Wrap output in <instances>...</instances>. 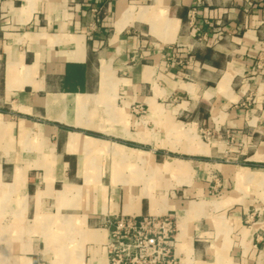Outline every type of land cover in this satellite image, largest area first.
I'll list each match as a JSON object with an SVG mask.
<instances>
[{
    "label": "crops",
    "instance_id": "obj_1",
    "mask_svg": "<svg viewBox=\"0 0 264 264\" xmlns=\"http://www.w3.org/2000/svg\"><path fill=\"white\" fill-rule=\"evenodd\" d=\"M258 203L264 0H0V264H107L101 219L148 215L180 264H264Z\"/></svg>",
    "mask_w": 264,
    "mask_h": 264
},
{
    "label": "built area",
    "instance_id": "obj_2",
    "mask_svg": "<svg viewBox=\"0 0 264 264\" xmlns=\"http://www.w3.org/2000/svg\"><path fill=\"white\" fill-rule=\"evenodd\" d=\"M100 223L107 232V264H180L173 216L114 217Z\"/></svg>",
    "mask_w": 264,
    "mask_h": 264
},
{
    "label": "rangeland",
    "instance_id": "obj_3",
    "mask_svg": "<svg viewBox=\"0 0 264 264\" xmlns=\"http://www.w3.org/2000/svg\"><path fill=\"white\" fill-rule=\"evenodd\" d=\"M176 158V156H175ZM158 161H161L160 158L158 159ZM171 165H169L166 169H164L162 172L164 173H174L177 171H181L182 169H176V167H174L175 165H177L179 167V164H177L176 162L174 163H169ZM174 165V166H172ZM222 169V168H221ZM220 172L224 174L225 176V171L221 170ZM167 171V172H166ZM190 172H188V176H190V182L188 184H184V185H188V186H179L177 188V191L179 193V197H182L183 195L185 196L186 191L191 190L192 189V185L191 183H193V185L196 186L199 189V192H187L186 197L189 199V201H198V200H204V201H211V202H215L217 203L218 201H216V199L218 198V195L220 194V191L222 190V181H221V177H220V173L218 171V168L216 169H202V168H196L194 170H189ZM140 177L141 178H149V182L153 185H151L154 190L156 191L157 189H159V182L158 177L155 179H151L149 176V171L148 170H140ZM166 178L168 183H171L173 181L172 178H170V176L168 175H163L160 178ZM145 193H147V190L143 193L142 197L145 195ZM264 209V203H258V209L257 211H260ZM62 262V261H61ZM53 264V263H52ZM63 264V263H60Z\"/></svg>",
    "mask_w": 264,
    "mask_h": 264
},
{
    "label": "bare ground",
    "instance_id": "obj_4",
    "mask_svg": "<svg viewBox=\"0 0 264 264\" xmlns=\"http://www.w3.org/2000/svg\"><path fill=\"white\" fill-rule=\"evenodd\" d=\"M175 167L176 168H178V166L177 165H175ZM166 168V166L165 165H163V166H160L159 168H158V170H160V171H163L164 169ZM145 197H148L146 194H145ZM71 260V259H70ZM73 260H75L76 261V259H73ZM64 261V260H63ZM72 263V262H71ZM74 264V263H73Z\"/></svg>",
    "mask_w": 264,
    "mask_h": 264
}]
</instances>
